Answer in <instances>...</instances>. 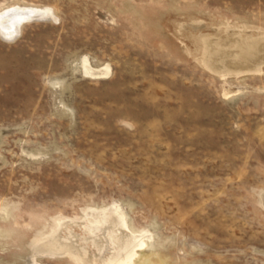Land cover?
<instances>
[{
  "label": "rangeland",
  "instance_id": "374dc122",
  "mask_svg": "<svg viewBox=\"0 0 264 264\" xmlns=\"http://www.w3.org/2000/svg\"><path fill=\"white\" fill-rule=\"evenodd\" d=\"M17 5L0 264H264V0Z\"/></svg>",
  "mask_w": 264,
  "mask_h": 264
},
{
  "label": "bare ground",
  "instance_id": "6f19581e",
  "mask_svg": "<svg viewBox=\"0 0 264 264\" xmlns=\"http://www.w3.org/2000/svg\"><path fill=\"white\" fill-rule=\"evenodd\" d=\"M25 6V5H24ZM18 7L14 6L11 8H8L7 10L3 11V13H0V35L4 38V39H11V37L13 35H17L20 31L19 28H21L22 24L25 22H30L32 20H30L31 17L36 16V17H41L44 18V15H47L46 11L43 10H38V9H33L34 7L29 8L28 7ZM50 12V11H49ZM53 19V18H52ZM10 37V38H8ZM89 67V66H86ZM86 70H88V68H85ZM86 72V71H85ZM92 72V71H90ZM89 72V73H90ZM107 72V71H106ZM94 73V72H92ZM88 74V73H87ZM96 74V73H95ZM89 76H91V74H89ZM116 208V207H115ZM112 209V208H111ZM107 210V209H106ZM113 210H118V209H113ZM110 211V210H109ZM107 212V211H106ZM112 212V211H111ZM110 212V213H111ZM100 213L99 212V217H100ZM119 213V212H118ZM102 214V213H101ZM104 214V212H103ZM115 214V213H114ZM108 216V213L106 214ZM105 215V216H106ZM112 215V214H111ZM97 216V217H98ZM96 217V216H95ZM110 217V216H109ZM113 217V216H112ZM100 222L99 223H105V219L103 217H100ZM109 221V219H107V222ZM124 221V222H123ZM106 222V223H107ZM105 223V224H106ZM110 223L114 224V225H124L123 223H125V220L123 219V215L121 214H116L113 218H111ZM104 224V226H105ZM100 225V224H99ZM111 227V226H110ZM112 229V228H110ZM117 231V230H115ZM121 231V229H120ZM117 234V233H116ZM133 236V235H132ZM136 236V235H135ZM116 236L114 235L115 239ZM118 239V238H117ZM52 241V240H51ZM115 241V240H114ZM137 243V242H136ZM131 241L130 239H124L122 238V240H120V244L118 246L119 250H117L118 252L114 255V257L112 259L118 261L119 263L117 264H123L126 260L130 259L129 257L132 256L133 253H129L128 252V248L130 247ZM52 245V244H51ZM139 245V244H138ZM116 248V247H115ZM132 249V248H131ZM136 253V252H134ZM56 256V255H55ZM114 264V263H113Z\"/></svg>",
  "mask_w": 264,
  "mask_h": 264
},
{
  "label": "water",
  "instance_id": "95a60500",
  "mask_svg": "<svg viewBox=\"0 0 264 264\" xmlns=\"http://www.w3.org/2000/svg\"><path fill=\"white\" fill-rule=\"evenodd\" d=\"M42 19H45V18H41V17H36V16H33V17H31L30 18V20H32V21H36V20H42ZM1 36V35H0ZM16 35H13L12 37H11V39L13 38V37H15ZM10 39V40H11Z\"/></svg>",
  "mask_w": 264,
  "mask_h": 264
},
{
  "label": "snow or ice",
  "instance_id": "6c2138e0",
  "mask_svg": "<svg viewBox=\"0 0 264 264\" xmlns=\"http://www.w3.org/2000/svg\"><path fill=\"white\" fill-rule=\"evenodd\" d=\"M49 15H50V13H49ZM8 38H10V37H8Z\"/></svg>",
  "mask_w": 264,
  "mask_h": 264
}]
</instances>
